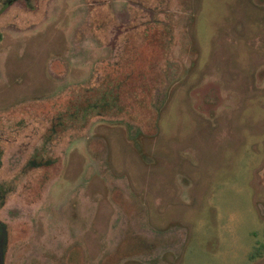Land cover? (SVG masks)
Returning <instances> with one entry per match:
<instances>
[{
  "label": "rangeland",
  "instance_id": "374dc122",
  "mask_svg": "<svg viewBox=\"0 0 264 264\" xmlns=\"http://www.w3.org/2000/svg\"><path fill=\"white\" fill-rule=\"evenodd\" d=\"M0 186L4 264H264V0H0Z\"/></svg>",
  "mask_w": 264,
  "mask_h": 264
},
{
  "label": "trees",
  "instance_id": "16d2710c",
  "mask_svg": "<svg viewBox=\"0 0 264 264\" xmlns=\"http://www.w3.org/2000/svg\"><path fill=\"white\" fill-rule=\"evenodd\" d=\"M145 38L149 46V50L158 46L161 43L158 42L159 32L157 29H149L145 33ZM162 48V47H161ZM159 49V53L160 50ZM136 62V67L132 66V62L124 68L121 66L114 67L112 74H107L102 78L96 88L89 94H86L80 101L70 104L64 112L56 114L51 122V126L47 130L46 140H52L59 133L70 127L73 123L78 122L85 110L100 114L101 112H109L114 110L116 112H123L125 109L124 103L122 102L123 97L127 92L126 87L137 89L146 88L147 83L141 81L145 79L146 68L152 70L153 64L149 62L148 65H140L137 59H133ZM147 89V88H146ZM51 163L50 159H44L43 156H34L27 163L28 168L35 169L41 166H46ZM7 191V190H6ZM3 187L0 186V206L5 200V193ZM3 198V199H2ZM0 229L6 231V226L0 222Z\"/></svg>",
  "mask_w": 264,
  "mask_h": 264
},
{
  "label": "water",
  "instance_id": "95a60500",
  "mask_svg": "<svg viewBox=\"0 0 264 264\" xmlns=\"http://www.w3.org/2000/svg\"><path fill=\"white\" fill-rule=\"evenodd\" d=\"M4 237L2 238V241L4 240L6 236V231L3 232ZM4 242L0 244V264H4V250H3Z\"/></svg>",
  "mask_w": 264,
  "mask_h": 264
},
{
  "label": "flooded vegetation",
  "instance_id": "af4514ba",
  "mask_svg": "<svg viewBox=\"0 0 264 264\" xmlns=\"http://www.w3.org/2000/svg\"><path fill=\"white\" fill-rule=\"evenodd\" d=\"M4 231H5L4 229H0V244L3 242L2 238L4 237V234H3Z\"/></svg>",
  "mask_w": 264,
  "mask_h": 264
}]
</instances>
